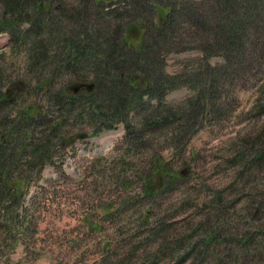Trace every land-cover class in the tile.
<instances>
[{"label":"rangeland","instance_id":"1","mask_svg":"<svg viewBox=\"0 0 264 264\" xmlns=\"http://www.w3.org/2000/svg\"><path fill=\"white\" fill-rule=\"evenodd\" d=\"M145 15L154 17L152 11ZM136 22H131L126 39L138 47L143 32ZM11 49L6 33L0 31L3 79L13 82L9 84L13 88L24 81L33 84L35 74L30 80L23 72V46ZM240 52L236 49L232 66L216 75L218 80L206 93L209 98H204V110L196 106L202 101L197 91L206 79V61L198 49L162 54L164 71H183L191 84H180L161 97L175 115L144 126L142 139L128 137L121 119L111 129L94 133L91 130L99 121L72 116L45 143L50 163L38 171L37 164L13 160L9 177L27 175L28 186L17 207L16 223L9 227L6 215L0 216V264H230L235 231L253 228L259 239L264 232V195L259 193L264 185V155L256 160L248 155L246 162H235L233 157L242 148L254 150L255 135H264V57L243 53L241 58ZM208 62L217 65L222 58L212 55ZM67 77L55 74L53 85ZM16 96V106H29L30 113L46 102L40 90ZM155 100L142 97L135 108L129 106L126 115L133 126L143 127L142 116L156 107ZM43 125L39 119L30 126V137L37 140ZM79 130L88 136H73L66 143L59 140L62 133ZM24 150L16 153L17 158L31 157ZM153 154L178 177L148 173ZM145 179L152 184L147 194L142 191ZM18 184L17 189L23 187ZM215 191L221 193L224 209L213 208L210 196ZM223 217L230 236L226 233L222 243H212L203 257L199 245L185 253L204 231L197 226L201 220L215 228ZM15 236L17 241L9 245ZM254 248L258 250V245ZM242 255L246 257V252Z\"/></svg>","mask_w":264,"mask_h":264},{"label":"trees","instance_id":"2","mask_svg":"<svg viewBox=\"0 0 264 264\" xmlns=\"http://www.w3.org/2000/svg\"><path fill=\"white\" fill-rule=\"evenodd\" d=\"M146 11H152L154 17L148 19ZM155 17L160 18L158 23ZM133 21L138 22L135 25L141 26L143 32L138 47L126 39ZM148 25L150 28L146 29ZM0 31L6 33L12 49L18 44L23 46L24 75L32 80L34 73L36 78L33 84L24 81L13 88L9 85L13 82L4 80L0 71V216L6 215L11 227L16 223L17 207L28 186L27 175L9 177L13 160H20L23 165L37 164L38 171L50 163V156H46L49 145L45 143L61 132L72 116L99 121L91 130L94 133L111 128L121 119L128 137L142 139L144 126L175 115L172 106L161 102V97L180 84H191L185 80L183 71H164L162 54L198 49L206 61L203 65L206 79L197 91L202 101L196 106L204 110V98H209L206 93L213 88L216 75L232 66L236 49L241 50V58L243 53L264 57V0H0ZM212 55H220L222 62L209 66ZM61 72L68 77L54 86L53 76ZM67 80L92 82V86L74 92ZM27 89L40 90L46 100L33 113L27 109L29 106H16V95ZM142 97L148 101L156 99V107L142 116L143 127L139 129L127 119L126 112L129 106L133 109L141 103ZM39 119L44 128L34 140L28 128ZM76 132L62 133L59 140L66 143ZM252 143L254 150L250 147L247 152L242 148L233 160L246 162L248 155L252 160L262 157L264 135L262 138L255 135ZM25 148L31 157L23 154V158H17L16 153L24 152ZM150 160L148 173H156L159 178L165 174L170 179L178 177L177 171L168 167L158 154H153ZM144 181L142 191L147 194L152 184ZM20 182L23 187L17 189ZM259 193L264 195V185ZM210 201L215 210L225 208L219 191L211 194ZM247 207L245 202L242 208L245 211ZM197 226H203L204 231L197 241L187 245L185 253L190 254L199 245L202 257L212 243H222V237L229 231L224 217L215 228L207 220H201ZM256 232L253 228L235 231L231 240L235 254L230 264H264V232L259 231L262 232L259 239L255 238ZM15 241L16 236L9 245ZM243 251L246 257H242Z\"/></svg>","mask_w":264,"mask_h":264},{"label":"water","instance_id":"3","mask_svg":"<svg viewBox=\"0 0 264 264\" xmlns=\"http://www.w3.org/2000/svg\"><path fill=\"white\" fill-rule=\"evenodd\" d=\"M92 86V82H73L72 84L69 85V87L72 90H76L79 87L85 88V90H88ZM86 135V132H78L76 133L77 137Z\"/></svg>","mask_w":264,"mask_h":264},{"label":"bare ground","instance_id":"4","mask_svg":"<svg viewBox=\"0 0 264 264\" xmlns=\"http://www.w3.org/2000/svg\"><path fill=\"white\" fill-rule=\"evenodd\" d=\"M89 89H90V88H89ZM89 89H88V90H89Z\"/></svg>","mask_w":264,"mask_h":264}]
</instances>
